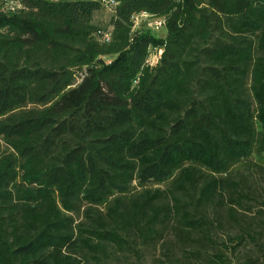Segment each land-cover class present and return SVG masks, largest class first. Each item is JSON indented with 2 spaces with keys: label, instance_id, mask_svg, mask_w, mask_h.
Wrapping results in <instances>:
<instances>
[{
  "label": "trees",
  "instance_id": "obj_1",
  "mask_svg": "<svg viewBox=\"0 0 264 264\" xmlns=\"http://www.w3.org/2000/svg\"><path fill=\"white\" fill-rule=\"evenodd\" d=\"M20 6L0 12V264H112L168 229L216 245L207 210L237 222L232 171L253 160L264 170V2ZM106 8L110 45L93 23ZM144 13L166 20V39L132 30ZM153 49L163 53L150 68ZM253 227L235 239L264 259ZM184 258L228 264L202 248Z\"/></svg>",
  "mask_w": 264,
  "mask_h": 264
},
{
  "label": "rangeland",
  "instance_id": "obj_2",
  "mask_svg": "<svg viewBox=\"0 0 264 264\" xmlns=\"http://www.w3.org/2000/svg\"><path fill=\"white\" fill-rule=\"evenodd\" d=\"M19 7H21L19 5ZM110 8V7H109ZM103 9L95 14L93 23L97 29L103 33H109L113 36V28L111 27L112 11ZM154 19L143 17H135L133 19V31L136 29H144L151 31L152 35L157 39H166V26L156 30L151 25ZM102 43V37H97ZM111 44V42L106 43ZM163 51L151 50L148 59L150 68H155ZM106 64H109L114 57H102ZM85 74V69L76 73V85L81 82ZM258 161L253 160L252 163H244L236 167L232 171V178L239 183V191L244 195L243 206L238 207L236 214L237 222H233L228 218L223 209H208L205 218L210 227L211 238L216 245H199L195 242V248L192 243L183 242L177 237L174 229H168L161 232L156 243L150 247L141 246L138 257L126 254H116L113 256L112 264H207L206 261H186L185 256L189 251L202 248L207 252V257H212L219 251H222L228 264H264V259L260 258L262 248H258L251 241L238 244L235 239L240 228H245L248 224H253L254 229L264 233V170L258 166ZM229 202V199H227ZM76 224L80 223L82 215L75 216ZM239 223V224H238ZM262 244V242H261Z\"/></svg>",
  "mask_w": 264,
  "mask_h": 264
},
{
  "label": "built area",
  "instance_id": "obj_3",
  "mask_svg": "<svg viewBox=\"0 0 264 264\" xmlns=\"http://www.w3.org/2000/svg\"><path fill=\"white\" fill-rule=\"evenodd\" d=\"M13 5H20V0H4L3 3L0 5V12H10V7H13ZM140 17L143 18H148V19H154V23L151 25L153 28L156 30H159L160 28L164 27L166 24V20L162 18H156L148 14H141L139 15ZM138 17V16H136ZM100 36L102 37V41L105 43L110 42L111 40V35L109 33H99Z\"/></svg>",
  "mask_w": 264,
  "mask_h": 264
},
{
  "label": "bare ground",
  "instance_id": "obj_4",
  "mask_svg": "<svg viewBox=\"0 0 264 264\" xmlns=\"http://www.w3.org/2000/svg\"><path fill=\"white\" fill-rule=\"evenodd\" d=\"M17 10V5H13V7H10V11L14 12ZM20 10V9H19Z\"/></svg>",
  "mask_w": 264,
  "mask_h": 264
},
{
  "label": "water",
  "instance_id": "obj_5",
  "mask_svg": "<svg viewBox=\"0 0 264 264\" xmlns=\"http://www.w3.org/2000/svg\"><path fill=\"white\" fill-rule=\"evenodd\" d=\"M264 2V0H262Z\"/></svg>",
  "mask_w": 264,
  "mask_h": 264
}]
</instances>
